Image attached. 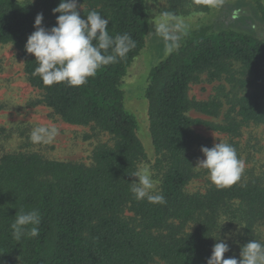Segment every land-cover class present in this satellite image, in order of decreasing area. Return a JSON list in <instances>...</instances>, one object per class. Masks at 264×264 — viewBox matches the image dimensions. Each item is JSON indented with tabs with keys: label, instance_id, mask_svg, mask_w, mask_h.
Wrapping results in <instances>:
<instances>
[{
	"label": "trees",
	"instance_id": "1",
	"mask_svg": "<svg viewBox=\"0 0 264 264\" xmlns=\"http://www.w3.org/2000/svg\"><path fill=\"white\" fill-rule=\"evenodd\" d=\"M193 1L207 2L167 0V12L182 14ZM60 2L0 0V44H11L20 53L27 82L42 94L40 104L68 125H95L111 136L113 146L97 148L89 167L34 153L0 159V264H207L214 244L233 228L237 259L250 240L264 243L257 231L264 227V172L252 170L231 187L186 192L198 177L194 149L202 140L195 127L236 139L245 127L264 126V0H225L218 9L222 18L183 29L150 69L144 97L160 171L156 194L163 195V203L138 200L130 190L144 150L122 84L151 37L146 0H78L82 18L98 11L109 19L111 36L128 34L135 41L126 57L102 67L80 87L45 85L33 74L38 62L25 50L37 14H43L42 26L51 29ZM209 10L205 4L203 11ZM235 63L244 79L241 87L251 91L229 102L221 124L189 117L191 110L220 115L219 100L190 99L189 86L202 74L209 81L234 78ZM229 144L238 153V145ZM33 209L41 216L39 235L15 239L11 225L16 216Z\"/></svg>",
	"mask_w": 264,
	"mask_h": 264
},
{
	"label": "rangeland",
	"instance_id": "2",
	"mask_svg": "<svg viewBox=\"0 0 264 264\" xmlns=\"http://www.w3.org/2000/svg\"><path fill=\"white\" fill-rule=\"evenodd\" d=\"M20 3L32 4L34 0H17ZM225 0L193 1L184 8L182 14L167 12V0H146L151 23V37L141 54L133 61L123 80L122 89L126 107L136 116L139 123L137 138L139 139L144 157L137 164L138 169L146 167L156 188L153 194L159 191L160 171L156 166L157 156L152 148L148 130V102L144 91L148 83V75L152 66L168 54V48L176 40L178 33L208 18L221 17L218 9ZM207 4V13L203 6ZM231 12L230 14H232ZM223 15H226L222 11ZM231 19L233 16L231 15ZM164 24L166 30H161ZM234 78L223 76L219 80L209 81L206 74L199 76L198 81L189 86L188 97L195 101H207L216 98L222 103L220 115L212 118L191 110L188 116L213 124H221L224 115L230 108V101L241 97L251 91L250 88L241 87L244 79L240 73V65L233 66ZM42 94L32 88L27 82L23 71V62L20 53L11 44H0V159L12 153L37 154L44 159L53 161L73 162L89 167L92 165L94 151L101 147H112L113 140L110 135L98 129L95 125L73 126L64 123L59 117L42 104ZM55 125L58 135L50 143H33L31 132L39 126ZM201 142L195 147L197 161L204 159L201 147H213L214 143L233 141L238 145V157L244 162V172L241 180H245L252 170L255 173L264 172V126L250 125L241 131L239 138L231 139L223 134L215 133L204 126L194 128ZM198 177L186 188V192L205 193L212 186L207 170H196ZM137 178H135L136 180ZM238 181V182H240ZM125 217H130L128 212ZM258 233L264 237V227ZM237 231L235 228L226 232L220 240L229 245L225 253L230 258L237 254ZM152 264H165L156 260Z\"/></svg>",
	"mask_w": 264,
	"mask_h": 264
},
{
	"label": "clouds",
	"instance_id": "3",
	"mask_svg": "<svg viewBox=\"0 0 264 264\" xmlns=\"http://www.w3.org/2000/svg\"><path fill=\"white\" fill-rule=\"evenodd\" d=\"M77 8L78 0H61L53 9L54 14L60 15L51 29L42 26V13L35 18V31L28 37L25 50L33 54L38 62L33 74H38L45 85L67 83L71 87L83 86L99 69L126 57L135 47V41L128 34L111 36L108 32L109 19L98 11L92 10L86 18H82ZM160 28L166 30L164 24ZM57 135L55 125L39 126L32 130L31 140L33 143H50ZM201 152L204 159L198 160L193 168L207 170L212 184L231 187L241 180L245 165L231 144L219 142L211 148L202 146ZM131 176L137 178L131 182L130 189L136 199L164 202L163 195L153 194L156 182L146 167ZM40 223L41 216L37 210H22L11 225L14 238L20 240L25 235L38 236ZM228 251L229 245L219 240L214 244L207 264H264V243L257 240H250L242 246L239 259H225Z\"/></svg>",
	"mask_w": 264,
	"mask_h": 264
}]
</instances>
